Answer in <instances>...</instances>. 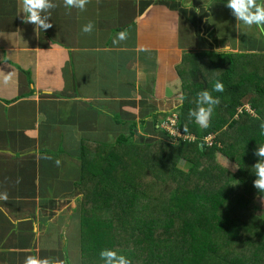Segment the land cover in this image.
Listing matches in <instances>:
<instances>
[{
    "label": "crops",
    "instance_id": "0c3cea01",
    "mask_svg": "<svg viewBox=\"0 0 264 264\" xmlns=\"http://www.w3.org/2000/svg\"><path fill=\"white\" fill-rule=\"evenodd\" d=\"M53 2V26L36 31L20 0H0V264H82V144L157 140L190 73L208 77L206 53L264 55V32L237 23L227 0H90L85 11Z\"/></svg>",
    "mask_w": 264,
    "mask_h": 264
},
{
    "label": "trees",
    "instance_id": "16d2710c",
    "mask_svg": "<svg viewBox=\"0 0 264 264\" xmlns=\"http://www.w3.org/2000/svg\"><path fill=\"white\" fill-rule=\"evenodd\" d=\"M206 54L208 77L199 84L198 74L193 80L190 73L183 105L175 112L177 129L195 136V142L163 128L171 112L160 122L157 140L134 141L122 134L94 150L82 144L75 182L81 194L82 264H104L103 249L132 264H264V217L255 203L264 193L253 183L259 160L254 153L264 144V55L253 61L250 54ZM196 67L198 72V62ZM217 81L223 92L213 91ZM201 90L220 101L207 126L189 116ZM244 105L255 115L239 113ZM209 135L215 137L212 147L200 140ZM58 191L52 188L49 197Z\"/></svg>",
    "mask_w": 264,
    "mask_h": 264
},
{
    "label": "clouds",
    "instance_id": "9594fccd",
    "mask_svg": "<svg viewBox=\"0 0 264 264\" xmlns=\"http://www.w3.org/2000/svg\"><path fill=\"white\" fill-rule=\"evenodd\" d=\"M90 0H63V6L68 9H77L85 11L86 5ZM21 12L23 13L22 21L26 24L35 25L37 29L46 31L53 25L49 22L51 18V10L57 7L53 0H20ZM226 7L231 10L237 23H242L248 27L257 26L261 32H264V2L258 0H227ZM20 12V13H21ZM94 23L89 22L84 25L81 31L85 34H91L94 30ZM127 38V33L122 31L118 33L114 43L118 44ZM144 49H141L143 51ZM213 91L223 92L224 85L217 81L214 84ZM185 99L183 93L178 96V101L182 104ZM197 107L190 110L189 116L194 118L199 124L207 126L210 121L214 108L220 101L218 97H213L210 91L202 90L198 93ZM259 119V117H256ZM260 128L264 131V123L260 124ZM258 158V162L254 165L255 176L254 187L260 192L264 193V144L258 146L254 153ZM57 166H60V160L55 161ZM0 199H7V193H0ZM99 256L104 264H132L131 260L125 255L118 253L115 250L103 249ZM24 264H61L59 261H53L49 258H38L36 256H27Z\"/></svg>",
    "mask_w": 264,
    "mask_h": 264
},
{
    "label": "built area",
    "instance_id": "2783aa9c",
    "mask_svg": "<svg viewBox=\"0 0 264 264\" xmlns=\"http://www.w3.org/2000/svg\"><path fill=\"white\" fill-rule=\"evenodd\" d=\"M243 111H247L248 113H251L252 115H255L254 112L251 110L250 106L246 105L244 107H241L238 109L239 113H243ZM179 123V117L176 113L173 115L167 117L165 121L163 122V128H165L170 136H176L179 139L182 138L183 140H188L190 142H195L196 138L193 135L189 134H182L180 130L177 129ZM204 146L212 147L215 144V140L213 136L205 137L203 139H200Z\"/></svg>",
    "mask_w": 264,
    "mask_h": 264
},
{
    "label": "rangeland",
    "instance_id": "374dc122",
    "mask_svg": "<svg viewBox=\"0 0 264 264\" xmlns=\"http://www.w3.org/2000/svg\"><path fill=\"white\" fill-rule=\"evenodd\" d=\"M212 136V135H211ZM169 141V139L167 140ZM220 163L221 164H224L226 166H228L230 168V170H235V167L234 166H230L229 164H227V162L223 161L222 159H220ZM187 164H185V167H186ZM231 184L236 187L239 185V181L234 178L231 182ZM255 203L261 208V212H260V215L264 217V199L258 197L256 200H255ZM80 205L79 207L77 208V211H80ZM64 211V212H63ZM76 211V210H75ZM58 213L62 214V217L65 218V222H68L70 220L71 217H69V215L72 213L71 211V208H69L67 205H62V207L60 208V210L58 211ZM76 214H78L76 212Z\"/></svg>",
    "mask_w": 264,
    "mask_h": 264
}]
</instances>
